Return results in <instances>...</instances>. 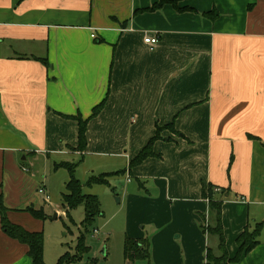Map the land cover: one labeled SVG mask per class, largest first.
Wrapping results in <instances>:
<instances>
[{"label":"crops","instance_id":"0c3cea01","mask_svg":"<svg viewBox=\"0 0 264 264\" xmlns=\"http://www.w3.org/2000/svg\"><path fill=\"white\" fill-rule=\"evenodd\" d=\"M160 1L0 0V194L7 218L44 231L51 203L37 188L49 198L59 192L60 202L69 173L52 164L79 162L74 175L81 183L80 167L87 177L120 171L107 184L119 206L114 215L124 208L111 264H126L125 238L149 245L147 260L128 264H207L208 249H217L207 233L211 199L220 203L228 258L238 252L237 237L261 224L247 254L220 264H264V0L155 6ZM76 117L87 120L83 149ZM156 136L152 155L131 165ZM91 187L82 192L108 196ZM27 250L0 224V264H32ZM102 252L100 261L109 264Z\"/></svg>","mask_w":264,"mask_h":264},{"label":"trees","instance_id":"16d2710c","mask_svg":"<svg viewBox=\"0 0 264 264\" xmlns=\"http://www.w3.org/2000/svg\"><path fill=\"white\" fill-rule=\"evenodd\" d=\"M164 2L175 3V0H161L155 6L161 5ZM153 6V7H155ZM43 63L46 64V60L42 59ZM103 102L96 105L90 117L95 116L102 108ZM78 122V149H83L86 144L85 140V127L86 121L81 117L75 118ZM171 126V125H170ZM169 127V126H168ZM157 138L154 137L150 140L147 147H145L134 160L131 161V165L140 163L145 157L152 155L150 152L153 141ZM77 164L61 162L54 164V169L64 168L69 173V179L65 183L64 192L61 194L60 205L65 209L66 213L69 210L77 207L78 205L83 206L84 218L82 225L84 230L87 229L88 225L92 223L95 217L101 216L102 212L100 209V202L97 195L85 194L82 192L83 186L92 185H107L108 179L114 175L120 174L118 172L101 173L98 175H90L85 183H81L75 176L74 170ZM212 188L209 189L211 194ZM211 199V198H210ZM210 209L214 211V224L209 225L207 233L217 240V249L207 251V264H220L221 262L237 261L241 255L247 254L257 243L258 236L261 231V224H256L251 230L246 228L238 237L237 244L239 246L238 252L233 259L228 258L225 240L222 231V225L220 220V203L217 201L210 200ZM26 212H29L34 218L44 220L46 218L42 209L35 210L32 207L25 208ZM8 209L3 204L2 194H0V224L2 231L9 236L17 240L18 242L27 246V254L31 259L32 264H45L43 260V235L42 232H30L25 230L22 226L14 224L7 218ZM68 215V214H67ZM86 231V230H85ZM83 235L77 243V252L75 255L70 254L68 251L60 255L56 261V264H70L80 259L79 254L85 249L82 243ZM123 257L126 264L137 261L148 259L149 257V245L145 240H133L125 238L123 243Z\"/></svg>","mask_w":264,"mask_h":264},{"label":"rangeland","instance_id":"374dc122","mask_svg":"<svg viewBox=\"0 0 264 264\" xmlns=\"http://www.w3.org/2000/svg\"><path fill=\"white\" fill-rule=\"evenodd\" d=\"M37 163L40 164L39 168H42L44 165L43 160L41 159ZM51 163H53V161ZM73 164H77L76 168L80 166L79 162ZM53 165L54 164H52V166ZM48 167V178L52 184L54 182L53 177H55L56 174L54 173L55 171L51 170L52 167L50 164H48ZM83 170H85V167L78 168L76 174L79 173L82 181H85L88 177L86 174H82ZM75 171L76 170H74V172ZM97 174H99V172H95L93 174L91 173L90 175ZM75 177L78 180L80 179L77 176ZM91 188L99 191L108 190V196H106V194H97L92 192V194L95 193V195H99L98 199L102 215L95 217L92 223L88 225L87 229H85L86 231L82 225V220L84 218L82 205H78L66 213V210L60 205L59 192L58 194L53 192L50 196L49 201L51 203V208L48 209L50 217L46 219L45 230L42 231L44 242L43 260L45 264H56L58 257L66 251L72 255L78 253L77 243L81 235H83L82 243L85 249L81 252V254H79L80 259L70 264H103L104 261H100V259H102L101 252L104 249L109 252V257L107 256V258H109V264L114 261L116 249L119 247V240L116 238L115 234L117 230L116 224L123 215L124 208H120L118 213L114 215L115 210L118 209L119 206L116 204L114 196L112 195L110 189L107 188V185H92ZM91 188H88L87 191L93 190ZM58 209H60L63 214L60 213V216L57 215V218H53L54 214L52 211ZM51 217L52 219H50ZM110 231H112V233Z\"/></svg>","mask_w":264,"mask_h":264},{"label":"built area","instance_id":"2783aa9c","mask_svg":"<svg viewBox=\"0 0 264 264\" xmlns=\"http://www.w3.org/2000/svg\"><path fill=\"white\" fill-rule=\"evenodd\" d=\"M90 36L93 38L95 36L94 32H92L90 34ZM144 42L149 44V45H153V44H155L157 42V38L156 37H145L144 38ZM215 190L218 191L219 189H215ZM36 192L43 197L44 202H46V203L49 202V196L46 193V190H45V188L43 186H39L37 188ZM241 199H243V198H241Z\"/></svg>","mask_w":264,"mask_h":264},{"label":"water","instance_id":"95a60500","mask_svg":"<svg viewBox=\"0 0 264 264\" xmlns=\"http://www.w3.org/2000/svg\"><path fill=\"white\" fill-rule=\"evenodd\" d=\"M53 218H55V214H54V217ZM104 252H102V254H103Z\"/></svg>","mask_w":264,"mask_h":264}]
</instances>
